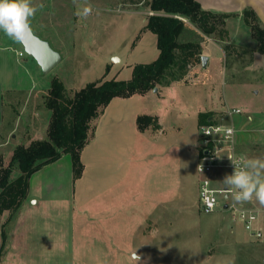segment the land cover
I'll return each mask as SVG.
<instances>
[{
  "label": "crops",
  "instance_id": "obj_1",
  "mask_svg": "<svg viewBox=\"0 0 264 264\" xmlns=\"http://www.w3.org/2000/svg\"><path fill=\"white\" fill-rule=\"evenodd\" d=\"M43 1L32 0V3L40 5ZM80 1L79 3V0H49L50 7L39 11L33 18L34 24L51 38L48 39L49 43L62 46L65 50L68 45H75L77 40L78 43L81 42L83 25L80 24L77 12L82 8V2L87 1ZM197 1L204 10L214 13L236 15L249 9L258 17L264 15V0ZM149 12L140 10L125 12L143 16V27L138 34V42L144 35L152 34L144 30L151 15ZM3 37L4 32L0 31V135L8 134L12 140H16L11 147L13 155L17 146H29L33 141L46 138L37 131V134H40L39 139L31 136L24 139L14 133L24 120L26 106L30 101L35 103L31 108V122L36 124V121L44 116L45 126L49 124L50 112L48 110L41 112V104L37 103V99L47 96L50 88L39 86L37 69L40 67L33 59H24L20 42L10 39L6 45H2ZM155 38L157 45V37ZM55 50L62 55L60 48L56 47ZM159 54L158 50L152 62ZM208 58L210 63L212 57ZM114 59H117L119 62L116 64L121 66V60ZM110 70L113 71L111 66ZM119 73L120 71H117L113 79L119 80L117 79ZM132 73L127 74L123 80H130ZM107 76L101 79L112 80ZM179 87L183 85L158 86L157 92L152 90L130 98H114L95 121L88 143L81 153L84 172L80 179L74 180L79 190L74 192L77 199L72 197V202L70 200L72 207L69 206L71 215L73 214L72 227L74 233L76 231L83 238L88 234L101 238H126L122 244L126 251L118 250L120 243L118 239L115 243L112 239L98 242L101 244L98 247L99 252H123V256L111 257V264H118L119 260L126 264L134 263L137 252L136 237L141 234L147 221L169 220V214L165 211L168 206L183 204V189L189 182L192 169L200 185L197 165L202 156V138L199 133L201 114L224 113L222 118L212 115L208 120L218 119L224 120L227 124H234L237 129L239 151L242 153L244 152L240 146H248V142H261L264 145V115L228 116V111L213 101L190 105L177 93ZM70 90L74 94L80 89ZM141 116L152 118L156 124L152 123L141 131L138 126V118ZM191 120H196V128ZM12 142H8L7 138L3 140L0 153L2 154L1 149L4 145ZM257 158L263 159L260 156ZM3 163L6 165L4 159ZM93 165L96 181L94 190L86 187L88 183L84 184ZM88 197L95 198L89 200ZM93 201L95 207H92ZM53 203L55 202L48 196L33 194L29 187L28 198L20 209L15 214H6L7 218L2 222L4 226L0 230V264L25 262L27 264L21 256L28 253L30 264H47L50 252L47 238L50 236V229L46 222L51 220L47 210ZM258 207L264 210L262 205ZM261 224L264 225V215ZM11 225L12 228L9 229ZM42 235L46 240L35 239L41 238ZM74 252L81 251L76 248ZM12 253L17 254V259L14 257L11 259Z\"/></svg>",
  "mask_w": 264,
  "mask_h": 264
},
{
  "label": "rangeland",
  "instance_id": "obj_2",
  "mask_svg": "<svg viewBox=\"0 0 264 264\" xmlns=\"http://www.w3.org/2000/svg\"><path fill=\"white\" fill-rule=\"evenodd\" d=\"M86 1L87 3L82 2V8L90 6L92 11L87 17L78 15L80 24L83 25L81 42L78 43L77 40L75 45H68L65 50L62 46L50 43L54 49L56 47L61 49L62 61L48 74L37 69L39 86L51 88L52 80L56 77L64 83L70 97L73 96L70 89H81L105 75H108V79H113L117 71H120L117 79L124 81L123 78L127 74L131 75L135 64L152 62L158 52L153 34L144 35L139 42L137 40L143 27V16L125 13L133 10L150 11L148 6L150 0ZM48 2L49 0H44L41 3L43 7L39 8L37 13L49 8ZM149 13L154 15L151 11ZM243 13L244 11L241 14L229 15L225 24H219L212 34H206L197 25L182 19L186 26L179 42L197 44L201 55V58L197 55L191 60L185 76L176 83L183 85L177 89V93L181 94L188 104L213 101L227 111L240 109L242 117H248L250 114L258 117L264 115V54L259 52L251 27L259 25L264 28V15L258 17L255 13V17ZM33 18L31 19L33 32L41 39L49 41L51 38L34 24ZM10 39L4 33L2 45H6ZM23 54L25 60H32L25 52ZM208 56L212 57L211 62L203 68L202 58ZM114 58L121 60V66L116 64L119 61ZM110 66L113 71L110 70ZM46 97L37 99L43 113L47 111ZM34 105L35 103L30 101L26 106V116L15 131V135H20L24 139L27 136L39 139L38 132L47 138L49 124L45 126L46 117L42 116L36 124L30 120L31 108ZM210 114L216 118L224 116V113ZM191 121L196 128V120ZM152 123L156 124V121L152 119ZM202 126L204 124L199 126V133ZM10 136L0 135V145L6 138L8 142L13 141L1 149L0 158L4 159L6 165L11 161V147L16 141ZM247 145L240 146V149L249 159L258 156L264 159V145L261 142H248ZM19 175L20 172L15 170L12 178L16 179ZM84 184L92 190L96 188L94 165L89 170ZM29 187L33 194L40 193L55 202L47 210L51 219L46 222L50 229V236L47 235L50 245L47 264H111V257L124 255L123 252L116 251L99 252L98 247L101 244L98 242L112 239L115 243L118 239L120 242L118 250L126 251V247L122 246L126 238H101L91 234L83 238L76 231L74 233L73 214L71 215L69 206L72 207L70 205L72 197L77 199L74 192L79 189L74 182L70 155H64L60 161L45 166L34 174L29 180ZM183 192V204L168 206L165 210L169 214V220L152 219L146 222L141 234L135 239L137 252L133 264H264V240L258 241L250 237L243 224L235 221L230 213L219 210L207 215L201 211L199 185L193 169ZM94 198L88 197L89 200ZM255 203L260 206L257 200ZM91 204L95 207L94 201ZM5 218L6 214L1 217L0 222L2 223ZM8 228L11 229L12 225ZM43 236L35 239L43 240L45 239ZM76 248L81 252H74ZM13 257L17 259L18 256L12 253L11 259ZM21 257L30 264L29 253L22 254ZM118 264L126 263L119 260Z\"/></svg>",
  "mask_w": 264,
  "mask_h": 264
},
{
  "label": "trees",
  "instance_id": "obj_3",
  "mask_svg": "<svg viewBox=\"0 0 264 264\" xmlns=\"http://www.w3.org/2000/svg\"><path fill=\"white\" fill-rule=\"evenodd\" d=\"M148 6L154 15L148 17L144 30L157 37L159 57L152 63L135 65L130 80L100 79L88 83L72 97L64 83L53 78L45 99V107L51 113L47 138L33 141L29 146H17L8 165H4L0 158V221L4 214H15L26 201L30 178L45 166L58 162L64 155L71 157L74 180L82 177L84 165L81 153L88 143L95 121L114 98L143 95L160 85L171 86L183 79L191 60L197 55L201 58V55L197 44L179 42L186 26L182 19L197 25L204 33L212 34L229 17L228 14L204 10L197 0H150ZM243 15L256 17L252 10H245ZM251 27L259 52L264 54V28L259 25ZM211 116L201 114L199 125L211 123L208 120ZM150 124L152 118H138L141 131ZM15 170L20 175L13 179ZM2 226L0 222V230Z\"/></svg>",
  "mask_w": 264,
  "mask_h": 264
},
{
  "label": "built area",
  "instance_id": "obj_4",
  "mask_svg": "<svg viewBox=\"0 0 264 264\" xmlns=\"http://www.w3.org/2000/svg\"><path fill=\"white\" fill-rule=\"evenodd\" d=\"M240 109L228 110V116L240 115ZM229 129L232 131L229 132ZM202 156L197 165L199 198L201 211L210 215L219 210L230 213L232 218L243 224L250 237L264 240V225L261 224L264 210L256 206L255 198L243 203H235L226 194L222 183L226 175L234 171V164L241 165L249 157L239 151L237 129L224 120H212L200 130Z\"/></svg>",
  "mask_w": 264,
  "mask_h": 264
},
{
  "label": "clouds",
  "instance_id": "obj_5",
  "mask_svg": "<svg viewBox=\"0 0 264 264\" xmlns=\"http://www.w3.org/2000/svg\"><path fill=\"white\" fill-rule=\"evenodd\" d=\"M42 7L43 4L34 5L32 0H0V31L22 43L32 34L31 19ZM91 11L90 6H85L77 14L87 17ZM233 164L234 171L222 181L226 194L231 195L235 203L251 201L255 197L264 206V159H248L242 166Z\"/></svg>",
  "mask_w": 264,
  "mask_h": 264
},
{
  "label": "water",
  "instance_id": "obj_6",
  "mask_svg": "<svg viewBox=\"0 0 264 264\" xmlns=\"http://www.w3.org/2000/svg\"><path fill=\"white\" fill-rule=\"evenodd\" d=\"M24 52L33 59L40 67L44 74L50 73L61 61L62 55L56 51L48 41L38 37L32 30V34L28 36L22 43ZM209 58H202V66L206 68ZM158 89L155 88L154 92Z\"/></svg>",
  "mask_w": 264,
  "mask_h": 264
}]
</instances>
